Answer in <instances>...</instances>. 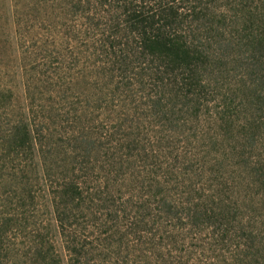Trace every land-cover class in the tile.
Wrapping results in <instances>:
<instances>
[{
    "label": "trees",
    "instance_id": "trees-1",
    "mask_svg": "<svg viewBox=\"0 0 264 264\" xmlns=\"http://www.w3.org/2000/svg\"><path fill=\"white\" fill-rule=\"evenodd\" d=\"M0 264H264V0H0Z\"/></svg>",
    "mask_w": 264,
    "mask_h": 264
},
{
    "label": "rangeland",
    "instance_id": "rangeland-1",
    "mask_svg": "<svg viewBox=\"0 0 264 264\" xmlns=\"http://www.w3.org/2000/svg\"><path fill=\"white\" fill-rule=\"evenodd\" d=\"M13 88L15 90L16 96L18 98V101L21 105L25 104V91L22 83L18 80H15L13 82Z\"/></svg>",
    "mask_w": 264,
    "mask_h": 264
}]
</instances>
